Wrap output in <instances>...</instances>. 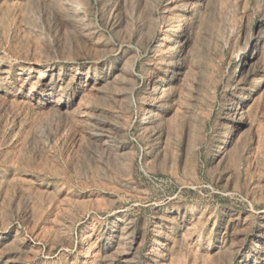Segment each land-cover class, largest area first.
<instances>
[{
    "label": "rangeland",
    "instance_id": "rangeland-1",
    "mask_svg": "<svg viewBox=\"0 0 264 264\" xmlns=\"http://www.w3.org/2000/svg\"><path fill=\"white\" fill-rule=\"evenodd\" d=\"M0 264H264V0H0Z\"/></svg>",
    "mask_w": 264,
    "mask_h": 264
},
{
    "label": "bare ground",
    "instance_id": "bare-ground-1",
    "mask_svg": "<svg viewBox=\"0 0 264 264\" xmlns=\"http://www.w3.org/2000/svg\"><path fill=\"white\" fill-rule=\"evenodd\" d=\"M185 41V40H184ZM189 41V40H188ZM261 46V41L259 39H257L254 36H250L248 38V40H246L243 49L242 50H238L236 53V58H235V62L238 63V67H240L243 64V60H244V54L248 55L250 58H254L255 56H257L258 51L260 50L259 47ZM188 48V47H187ZM185 53V52H184ZM235 57V56H234ZM247 57V56H246ZM184 58V57H183ZM135 69V68H134ZM133 69V70H134ZM78 73V72H76ZM77 75V74H76ZM75 79V78H74ZM237 85V84H236ZM162 87V86H161ZM232 99V97H231ZM245 109V108H244ZM238 115L240 116V118L243 120H245V115H243V111H239ZM247 122V121H246ZM245 123V122H244ZM249 125V124H248ZM255 131V130H254ZM236 249V248H235ZM262 259V258H261Z\"/></svg>",
    "mask_w": 264,
    "mask_h": 264
}]
</instances>
